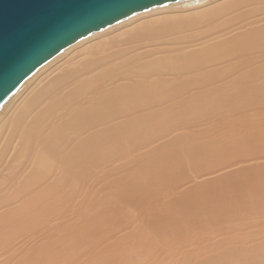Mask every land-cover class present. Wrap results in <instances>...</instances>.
I'll return each instance as SVG.
<instances>
[{"label":"bare ground","instance_id":"bare-ground-1","mask_svg":"<svg viewBox=\"0 0 264 264\" xmlns=\"http://www.w3.org/2000/svg\"><path fill=\"white\" fill-rule=\"evenodd\" d=\"M179 1L156 4L114 24ZM239 6L243 7L237 12ZM259 13L264 14V0H229L200 16L146 21L124 37H110L88 47L84 60L61 69L16 109L9 121L8 142L18 139L15 154L20 162L19 169L0 174V209L4 208L0 244L39 232L52 217L62 218L69 212L73 218L59 224L15 264H77L107 239L104 237L109 238L114 228L123 225L105 219L111 208L108 199L113 196L122 205L140 206L145 198L172 190L169 187L174 184L166 187L165 181L176 172L181 175L187 169L193 176L212 166L214 163L207 164L210 161L226 165L264 157V25L202 46L211 31L219 34L215 39L220 38L239 19ZM200 21H211V31L179 34ZM114 24L62 49L22 85L65 49ZM194 45L200 47L192 48ZM205 122L211 127L222 126L224 131L227 127V131L210 137L208 129L190 130V125ZM174 129L181 132L162 147L129 157L141 144ZM210 139H220L216 142L222 149L210 151L200 141ZM116 160L125 162L113 167ZM261 165L252 168L257 169L254 172L264 170ZM97 168L99 174L110 176L104 187L114 194L81 206L85 229L76 226V193L80 183L86 192L92 189L89 181L96 177ZM247 183L262 195L259 201L264 206V173H255ZM144 187L148 197L145 191L138 192ZM228 188L222 192L231 202L235 192ZM202 190H189L167 203L177 201L179 205L184 198L202 211L200 193H196ZM155 216L149 208L150 223L142 222L143 226L134 230L133 247L118 242L111 253L101 248L91 255L89 264H136L150 257L154 248L169 247L161 237L174 233L177 227L155 223ZM190 218V211L178 216L185 222ZM144 226L148 229L143 230ZM92 228L97 229L94 232ZM93 235L96 238H91ZM258 239L237 251H226L224 248L233 245L228 238L223 240L228 246L213 257L192 261L191 252H187L179 264H264V240Z\"/></svg>","mask_w":264,"mask_h":264},{"label":"rangeland","instance_id":"rangeland-1","mask_svg":"<svg viewBox=\"0 0 264 264\" xmlns=\"http://www.w3.org/2000/svg\"><path fill=\"white\" fill-rule=\"evenodd\" d=\"M228 1L229 0H182L181 2L169 3L160 8H153L143 14L136 16L134 14V16H130L131 18H126L119 23L114 24L113 27L104 29L105 31L102 30V32H97V34H91L88 36L89 38L86 37L84 40H80L81 42L78 41L79 44L76 46H73L68 50H66V48V51L64 50L65 52L63 51L62 54L57 56V58H54V60H51V62H48V64L43 66L41 70L28 79L3 103L0 108V174H5L13 169H19L18 164L20 161L15 154L16 148L20 145L19 141L17 138H14L11 142H8L10 133L9 121L13 113L33 92L51 80L61 69L77 61L84 60V52L88 47L110 37H124L126 32L136 29L146 21L160 20L161 22L163 19L178 20L182 17H188L189 15L200 16L204 11L207 12V10H211L219 4H224ZM242 7L243 6H239L236 11L238 12ZM236 11L234 13L232 11V14H235ZM259 15L256 14L248 16L245 19H239L238 22H235V25L233 24L229 29L230 31L222 32L224 36L217 39L215 38L219 34H213L211 31V21H200L194 24L191 28L188 27L181 31L179 34H203L204 32L211 31L210 36L204 40L205 42H202L203 46L214 40L225 39L226 36L231 37L233 34L240 31L263 26L264 14L259 13ZM229 16L231 15L229 14ZM198 46L194 45L192 48H197ZM225 119L226 118L222 121ZM204 129H208L207 133L210 137L220 136L227 131V127L224 131L222 126L211 127L207 122L190 125V130L194 132ZM180 132L181 129H174L169 133H163L159 136L157 135L148 142L141 144L135 152L129 155V157L132 158L139 153H147L159 146L162 147ZM219 140L220 139H210L209 141H200L205 142V147L208 150L213 151L222 149L217 146L216 141ZM196 141L197 140L195 139L189 140V142ZM217 158L218 157H216V159ZM116 162L117 160L112 163L113 167L118 166V164L122 165L125 161L118 160V162ZM218 162L221 161L217 160L216 162L210 161L207 163L214 164L212 166L207 165V170L202 174L191 176L187 169H185L181 175L176 172L171 180L165 181L167 185L166 187L174 184L172 187H169L172 190H163L161 194H156L149 199L145 198L144 203L135 207L133 206L134 204H132V207L122 205L119 199L114 196L111 199L107 198L108 195L114 194L112 189H106L104 187L110 176L101 175L102 172L99 174L101 169L99 170V168H97L95 170L96 177L89 181L92 189L89 192H86L85 186L80 183V187L76 193V226L79 225L86 229V218L81 210V206L87 201H94L99 198L108 199L111 205L110 210L105 215V219L123 223V225L117 229L114 228L109 234V238L104 237L107 239H103L96 250H89L85 256L77 261V264H89L91 255L101 248L105 249L106 253H111L115 244L118 242H124L128 247H133L134 241L132 239L135 237L131 235L134 230L138 228L140 224L143 226L142 222L146 224L150 223L147 219L149 208H153L156 212L154 218L155 223L174 225L177 229L174 233L161 237L169 243V247L160 245L159 247L154 248L153 254L150 257H144L138 260L136 264H179L180 261L185 260L186 255H188L187 252H191L192 261L199 260L205 255V257L208 256L211 258L219 253L224 247L228 246L223 243V240L228 238H232L233 245L224 248L226 251H237L251 243L257 242L258 238V240H264V206L259 201V199H262L263 197L261 194L254 192L247 183L248 179L255 177V173H264V170L254 172V170L257 169H252L262 166L261 164H264V157L258 159L247 158L241 160V162H232L226 165ZM25 169L28 170L29 165H26ZM120 175L122 174L120 173ZM235 183H237V185ZM224 187H229V190L235 192V194L232 195L231 202H229L226 194L222 192V188ZM139 189L140 191L138 192H141L142 190L143 193L141 192V194H144L145 187ZM198 189H203L202 191L196 192L197 194L200 193L198 195V200L201 202L202 211H200L199 206L189 203L184 198L178 201L179 205L177 201L167 203L182 193ZM262 189H264V185L262 186ZM147 193L148 192L145 191L146 197L149 195H147ZM78 205H80L79 209ZM185 211L191 212V218L189 221L185 222L178 220V216ZM3 212L4 208L0 209V213ZM69 218H73V215L71 216L69 212L62 218L52 217L47 220L48 222H45V226H43L39 232L24 233L15 237L16 239L10 244L5 242V244H0V264H15L16 260L26 255L42 241H45L46 238L52 234V231H56V227H58L59 224L70 222ZM92 229L95 232L97 228ZM147 229V226L143 227V230ZM102 235L104 236L105 233ZM91 238H96V236L93 235ZM251 238L256 239L251 241ZM156 239L158 238H154V240ZM225 241L227 242V240ZM172 245H174V249L171 247ZM199 248H202L203 250H199Z\"/></svg>","mask_w":264,"mask_h":264},{"label":"water","instance_id":"water-1","mask_svg":"<svg viewBox=\"0 0 264 264\" xmlns=\"http://www.w3.org/2000/svg\"><path fill=\"white\" fill-rule=\"evenodd\" d=\"M167 1L176 0H0V106L81 37Z\"/></svg>","mask_w":264,"mask_h":264}]
</instances>
